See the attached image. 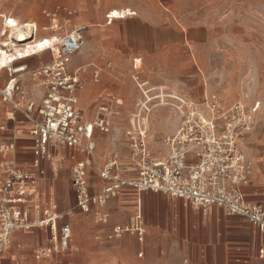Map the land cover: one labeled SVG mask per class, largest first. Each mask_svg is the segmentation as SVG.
I'll list each match as a JSON object with an SVG mask.
<instances>
[{
	"label": "rangeland",
	"instance_id": "1",
	"mask_svg": "<svg viewBox=\"0 0 264 264\" xmlns=\"http://www.w3.org/2000/svg\"><path fill=\"white\" fill-rule=\"evenodd\" d=\"M116 1L119 6L108 7ZM123 7L137 14L110 22L108 11ZM69 10L76 13L70 17ZM89 10L98 14L93 22L99 20L103 25L85 30L82 50L73 59L74 65L85 70L88 81L81 106L92 117L102 90L124 99L114 127L97 139L98 162L104 163L112 149L124 150L125 145L122 171L127 174L134 167L125 131L137 103L145 99L132 77L136 72L133 59L138 57L142 59L137 62L141 77L149 81L148 87H154L149 93L154 97L147 137L150 151L159 155L168 150L164 139L181 120L175 97L204 107L206 98L217 94L226 107L239 102L249 109L256 106L252 125L240 136L239 144L252 166L249 198L264 194V0H11L0 4V12L11 11L20 21L38 22V38L48 34L42 28L52 25V18H57L61 28L49 30L48 35L60 36L77 27L78 16ZM47 59L48 53L30 57L24 60L29 70L19 73L26 72L19 77L20 83L35 89L38 98L41 91L34 81H40L34 80L32 69ZM95 68L101 70L100 82L92 80ZM0 75L5 82L6 71ZM47 163L46 196L41 189L43 180L39 181L41 203L44 207L57 203L63 215L60 222L71 223L72 238L67 250L54 251L43 264H202L195 246L196 237L201 236L197 231L203 215L199 209L162 193L139 196L133 187L125 186L105 206L108 222H97L75 206L73 161L70 168L58 165L57 171L52 162ZM91 172L92 180L102 183L95 165ZM138 212L144 221L143 241L135 232H114L115 225L129 223ZM49 244L50 240L46 246Z\"/></svg>",
	"mask_w": 264,
	"mask_h": 264
},
{
	"label": "built area",
	"instance_id": "2",
	"mask_svg": "<svg viewBox=\"0 0 264 264\" xmlns=\"http://www.w3.org/2000/svg\"><path fill=\"white\" fill-rule=\"evenodd\" d=\"M74 13L75 10L68 11L70 17ZM3 19L7 28L16 25L12 13ZM52 22V26L59 25L56 17ZM36 31L34 26L33 32ZM42 41L46 43L45 52L49 53L50 61L32 69L34 80L40 81L42 88L40 101L18 79L17 69H28L26 64L17 65L22 59L20 55L9 59L4 66L9 79L3 86L0 84V101L6 109V117L0 116V256L16 230L48 229L50 244L35 253L39 262L52 257L54 251L69 248L71 223L60 222L63 215L56 203L42 206L39 186L46 175L45 163H53L63 147L77 149L84 155L75 160L72 169L76 206L92 214L97 222H108L110 214L105 206L123 187L129 186L139 192L152 191L185 199L203 214L213 206L220 207L226 215L246 218L264 232V203L247 198L245 187L250 183L252 166L239 144L240 136L252 125L256 106L249 109L239 102L226 107L217 94L206 98L204 107L175 97L179 102L180 123L164 139L167 152L154 155L147 141L150 103L154 98L149 93L154 88L148 87L139 74L134 75L145 99L132 112L125 131L136 172V176L130 177L122 171L120 151H112L102 164L96 157V130L111 131V118L121 114L122 103L116 99L113 102L112 96L110 100H103L91 119L80 107V93L87 81L82 76L84 70L72 63L84 44V28L74 27L57 39L48 36ZM106 65L111 68V62ZM93 79L100 81V68L93 70ZM18 114L30 123L28 133L33 155L30 168L18 165L16 139L23 132L16 126ZM59 158L57 162L62 160ZM94 165L100 178L107 181L99 191H92L90 187ZM129 231L144 240L141 215L129 223L114 226L117 235ZM260 255H264V249Z\"/></svg>",
	"mask_w": 264,
	"mask_h": 264
},
{
	"label": "crops",
	"instance_id": "3",
	"mask_svg": "<svg viewBox=\"0 0 264 264\" xmlns=\"http://www.w3.org/2000/svg\"><path fill=\"white\" fill-rule=\"evenodd\" d=\"M119 4L120 3L116 1L114 3H111L108 7H117L119 6ZM112 9H116V8H112ZM112 9L109 10L107 13L109 16L106 15L108 16L109 19L111 18L110 16L112 13ZM81 10H85V7L83 5H81ZM88 12L82 11V13L78 16L77 23H76L77 25H80L82 28H84V32L88 28L87 26L89 27L97 26L96 23L99 22V20H95L97 21L95 23L93 22L94 20L92 18L97 17L98 15L97 12H95V10H89ZM135 12L136 11H134V13ZM75 13H76V10H75ZM135 14H137V12ZM83 22L84 24H82ZM33 23H36L37 26L39 25V23L36 21ZM39 26H38V32H39ZM46 53L48 52H44L39 55H44ZM35 56H38V55H35ZM28 58L17 61V65L26 64L28 66V69H27L28 71L29 64L25 63L24 61ZM139 59L140 60H138V57H135L133 59L134 70L136 68L137 69L135 70L136 72L135 74L132 75V77L136 74L140 75V72L138 71L140 67L138 66L137 62L141 61L142 59L141 58ZM48 61H50V55H49V59L42 61L40 65L34 67L33 69L41 67L43 64L47 63ZM73 66L82 68V66H76L74 64ZM84 71L82 73V76L85 77ZM6 73L8 75L7 71ZM92 75H93V72H92ZM19 77H20V74H18V79ZM140 78L141 80L147 81V84H149V81L147 79L145 80L144 78H142L141 75H140ZM8 79H9V75L7 79L5 80V82H2L1 75H0V84L3 86L8 81ZM92 80L93 82H95L93 77H92ZM86 88H87V85H86ZM86 88L80 93V107L84 111L85 116L91 119L95 115L90 117L86 109H84L81 106V102L82 100H84V92H86ZM27 89H30L31 91H33L35 99L37 101H40L41 96L40 98H38V96L35 95V91H34L35 89L34 90L33 88H27ZM102 95H104V98L101 97ZM111 96L113 97V102L116 99V100H119L120 103H122L119 106V109L121 110L122 106L124 105V99L122 97L115 96L111 92H105V90H102L99 95V102H98L99 104L97 108L99 107V105L101 104L103 100L112 99ZM0 102H1L0 104H3L2 101ZM0 116L2 118L6 117L5 105H4V109L0 110ZM17 117H18V121L16 123V126L23 129V132L19 134L16 139L18 165L23 168H30L31 160L33 157L32 140L28 133L30 123L26 121L24 119V116L21 114H18ZM114 118L115 117L111 118L113 127L115 124ZM104 134L106 133L96 130V141L98 137ZM126 149H127V146L124 145V150L116 147L112 149L110 153L114 150H118L121 152V157H122V153L127 151ZM59 156L62 158V160L58 161V165L62 166V168H70L71 161H73V164H74L76 159H82L84 157V155L78 152L77 149L69 148V147L61 148L59 151ZM72 156H75V158H72ZM106 159L107 157L105 158V160ZM47 164L48 163H45L46 175H47ZM53 170L54 171L58 170V168H56L54 164H53ZM46 175L41 179L43 180L42 186H41V189L43 192L42 194L45 196L48 191V184L45 179ZM126 175L130 177L136 176V172L134 171L133 167L130 168V170L128 171ZM101 180H102V183L99 184L98 182L93 181L91 179L90 187L92 191H99L103 185L107 184V181L103 179ZM53 184L56 185V182H54ZM252 186L249 183L245 187V191H246V195L248 199H250L249 198L250 192L247 191V187L248 189L251 190ZM135 191L137 192L139 196L142 195L143 193L152 192V191L139 192L136 189ZM152 193H158V192H152ZM262 195L255 194L254 198L250 200L255 201V202L264 203V194ZM183 200L186 203H189L185 199ZM75 206H76V203H75ZM61 209L63 208L61 207ZM137 215H141L142 223L144 226V221H143L141 212H138ZM199 222L200 224L197 226V231L201 234V236L196 237L195 246L199 253V256H200L199 259L202 261V264H264V255L262 256L260 255V250L264 249V232L260 231L254 224H252L246 218H243L240 216H228L224 213V211L220 207L213 206L207 214H203L200 217ZM49 240H50V233L47 228H36L32 231L16 230L10 236V242H9L8 248L0 256V264H43V261L39 262L37 259H35V253L38 247H41V246L45 247L48 244ZM108 264H118V263L115 261H111Z\"/></svg>",
	"mask_w": 264,
	"mask_h": 264
},
{
	"label": "bare ground",
	"instance_id": "4",
	"mask_svg": "<svg viewBox=\"0 0 264 264\" xmlns=\"http://www.w3.org/2000/svg\"><path fill=\"white\" fill-rule=\"evenodd\" d=\"M10 1L11 0H0V4L2 2L8 3ZM10 13H11V11H10ZM135 13H134V10L130 7L112 9L110 21L113 19L116 20V19L128 18L130 15H134ZM7 15L8 14L5 12H0V18H1L0 67L3 66L0 69L1 73L5 71L4 66L7 65L9 59H16L19 57V55L22 57V59H25L28 57H32V56L44 53L46 51L47 47H46V43H44L42 40L44 38H46V36L48 37V34H50L49 30H53L54 32H57L59 30V28H61L60 25L45 26L42 29L46 30L48 34L44 35L41 38H38V33H39L38 32V26L39 25L37 26L36 23H33L35 21H31V20L20 21L19 16H17V17H15L16 25L14 27L7 28V26L5 24V20L3 19L4 16L7 17ZM96 24H97V26L101 25V23H99V22H97ZM75 25L77 27L82 28L80 25H77V24H75ZM34 26L37 28L36 33L33 32ZM87 27L90 28L89 26H87ZM39 31H40V26H39ZM49 36L55 37V39L59 38V35L56 33H53V34L51 33V35H49ZM34 46L37 47L35 50H33ZM81 50H82V48H81ZM23 69H24V67L18 68L17 72L20 73V72H22ZM25 73H21L20 76H23ZM34 86H35V88H37L38 91L42 90L39 82L34 81ZM147 124L149 126V118H148ZM59 157L60 156L58 155L57 158L54 159V161H53V164L55 165L56 168H58L57 159H60Z\"/></svg>",
	"mask_w": 264,
	"mask_h": 264
}]
</instances>
